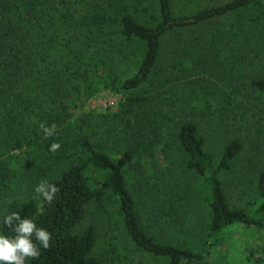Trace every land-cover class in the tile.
Wrapping results in <instances>:
<instances>
[{
	"label": "trees",
	"instance_id": "1",
	"mask_svg": "<svg viewBox=\"0 0 264 264\" xmlns=\"http://www.w3.org/2000/svg\"><path fill=\"white\" fill-rule=\"evenodd\" d=\"M177 33L187 36L169 43ZM100 90L122 99L80 111ZM259 100L264 0H0V204L24 178L58 188L51 202L30 193L1 208L0 233L15 235L3 222L12 212L51 233L29 264H135L124 247L137 264H210L230 227L264 241V169L245 208L231 207L222 182ZM195 193L208 210L199 251L171 235ZM91 208L125 242L112 233L102 249ZM249 257L264 264V244Z\"/></svg>",
	"mask_w": 264,
	"mask_h": 264
},
{
	"label": "rangeland",
	"instance_id": "2",
	"mask_svg": "<svg viewBox=\"0 0 264 264\" xmlns=\"http://www.w3.org/2000/svg\"><path fill=\"white\" fill-rule=\"evenodd\" d=\"M176 10H179L176 7ZM185 34L177 33L169 38V43L175 39H180ZM163 65H160L161 68ZM122 99L120 94L109 90H100L96 92L90 99L84 101L80 111L95 113H103L108 108H114L117 102ZM254 103L252 110L244 115V126L240 136L243 139V150L239 157L235 160L232 169L222 176V182L226 190L228 201L231 207L245 208L248 203L254 201L257 197L256 185L254 177L258 171L264 169V106ZM256 104V105H255ZM79 112V111H78ZM77 112V114H78ZM239 111H235L238 113ZM236 131H239L235 127ZM224 135V134H223ZM222 140L217 136L210 139L208 149L213 153L218 154L220 150L217 142ZM24 151L15 152L20 155ZM187 181V180H186ZM41 180L35 178H24L23 181H15L8 196L1 202V208H8L17 201L28 196L30 193L35 194V188L40 184ZM133 194L137 195L136 188ZM88 215L95 220V225L98 230L100 239V247L104 250L110 248V244H116L114 236H118L120 241L125 242L124 235L121 229L114 226V221L109 222L104 216L99 217L94 213V209L88 210ZM208 225V210L203 206L199 196L195 193V197L189 202L188 220L182 228L176 229L171 233L180 240V245L194 251H199L202 248L203 236ZM113 228V231L111 230ZM260 233H254L241 227H230L223 232L217 242L214 251L210 258V264H253L249 257L250 250L262 247L264 241L260 239ZM127 255L129 260H135V264L144 260L136 252L128 250V247L122 249V253Z\"/></svg>",
	"mask_w": 264,
	"mask_h": 264
},
{
	"label": "clouds",
	"instance_id": "3",
	"mask_svg": "<svg viewBox=\"0 0 264 264\" xmlns=\"http://www.w3.org/2000/svg\"><path fill=\"white\" fill-rule=\"evenodd\" d=\"M44 136L54 135L56 126L51 127L40 125ZM61 145L52 143L49 146L51 152H56ZM58 188L54 184L41 182L35 188V192L51 202L57 193ZM16 222L13 224V222ZM4 224L13 228L15 235L6 236L0 233V264H29L41 254V249H48L50 246L51 233L37 226V224L25 217L21 219L18 212H12L5 216ZM35 237V240L33 239Z\"/></svg>",
	"mask_w": 264,
	"mask_h": 264
}]
</instances>
